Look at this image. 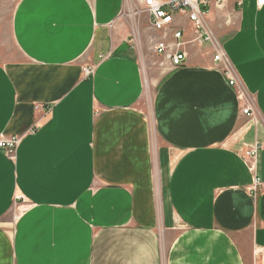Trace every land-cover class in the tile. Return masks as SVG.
I'll use <instances>...</instances> for the list:
<instances>
[{"label": "crops", "instance_id": "obj_1", "mask_svg": "<svg viewBox=\"0 0 264 264\" xmlns=\"http://www.w3.org/2000/svg\"><path fill=\"white\" fill-rule=\"evenodd\" d=\"M144 1H17L19 58L0 62V136H21L13 159L0 148V264L264 262V191L242 158L258 143L264 180V5H237L229 55L213 34L234 85L188 27L186 60H164L147 105L143 49L160 33Z\"/></svg>", "mask_w": 264, "mask_h": 264}, {"label": "built area", "instance_id": "obj_2", "mask_svg": "<svg viewBox=\"0 0 264 264\" xmlns=\"http://www.w3.org/2000/svg\"><path fill=\"white\" fill-rule=\"evenodd\" d=\"M225 0H145L143 11L148 14L150 27L160 33V38L154 44L156 54L162 56L170 67H179L186 60L185 45L188 43L184 39L185 30L178 26V18H184L190 25L192 32V40L199 46L208 44L213 53V61L215 63H224L223 73L230 85L236 83L230 67L226 64V53L221 43L213 36L205 27V19L212 6L222 7ZM256 6L264 5V0H255ZM236 4L241 6L242 0H237ZM83 72L88 75L91 69L84 67ZM240 101L244 100V95L239 92ZM40 105L36 106V109ZM243 115L256 121L255 114L250 102H245L241 107ZM21 140L20 135L0 136V148L4 150L6 155L13 159L16 147ZM260 145L254 143L247 147L243 154V160L249 171L253 174V183L249 189L253 192L259 189L264 191V180L257 175L258 153ZM16 199H21L20 197Z\"/></svg>", "mask_w": 264, "mask_h": 264}, {"label": "rangeland", "instance_id": "obj_3", "mask_svg": "<svg viewBox=\"0 0 264 264\" xmlns=\"http://www.w3.org/2000/svg\"><path fill=\"white\" fill-rule=\"evenodd\" d=\"M18 0H0V62L6 63L8 61L17 60L19 58L18 51L14 45L11 35V20L14 8ZM237 0H225L222 7L212 6L209 15L205 19V27L212 34H217L221 38H224L227 44L225 50L228 55L231 50H234L230 41L235 36L234 22L239 15V7L236 3ZM246 6H242L240 13L246 11ZM254 16V15H253ZM178 26L183 29H188L189 23L184 18H178ZM242 31L245 33V29ZM196 43V42H195ZM240 46L252 47L256 45L254 32H251L249 38L243 36L242 41L239 42ZM203 48L210 47L208 44H204ZM165 59L156 54L153 49L148 46H144L142 55V71L144 76V94L143 97L146 100L147 105L151 101V96L156 87L157 81L165 73L167 63ZM260 254V253H258ZM256 264H264L261 255H257Z\"/></svg>", "mask_w": 264, "mask_h": 264}]
</instances>
